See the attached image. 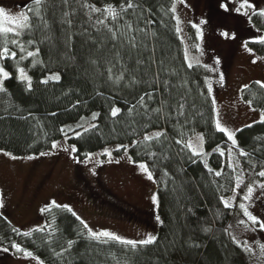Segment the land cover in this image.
<instances>
[{"label": "trees", "instance_id": "obj_1", "mask_svg": "<svg viewBox=\"0 0 264 264\" xmlns=\"http://www.w3.org/2000/svg\"><path fill=\"white\" fill-rule=\"evenodd\" d=\"M128 2L24 5L30 31L0 37V53L6 47L15 54L0 59L10 73L0 91V151L38 156L64 136L78 159L106 146H115V155L127 150L132 162L147 166L155 183L156 243H136V248L103 243L104 238H91L70 209L49 205L40 212L41 231L29 232L14 227L0 207V248L11 257L31 253L43 264H254L252 251L232 229L236 220L256 229L240 203L249 187L264 180L259 175L264 172V87L251 81L241 89V100L262 119L236 130L233 145L215 125L211 68L186 62L174 0H132L138 7L117 19L102 11ZM260 14H250V28L259 36L247 45L264 56ZM21 70L31 85L19 77ZM114 110L119 115L114 117ZM197 133L203 155L189 148ZM235 192V204L226 208L224 201ZM131 212L127 217L148 227L147 214Z\"/></svg>", "mask_w": 264, "mask_h": 264}, {"label": "rangeland", "instance_id": "obj_2", "mask_svg": "<svg viewBox=\"0 0 264 264\" xmlns=\"http://www.w3.org/2000/svg\"><path fill=\"white\" fill-rule=\"evenodd\" d=\"M32 1L35 0H0L4 13L0 16V28L26 15L24 5ZM173 9L186 62L211 68L209 92L216 128L219 121L227 136L234 135L240 127L261 120L262 114L241 100V89L251 81L264 85V56L247 45V41L253 40L249 38L259 36L256 29L250 28V14L264 13V0H174ZM3 73L10 75L0 65L2 82ZM200 137L197 133L189 140L191 148L198 152L203 150ZM53 145L38 156L12 157L0 151V207L14 227L22 232L40 228L41 210L53 205L70 209L87 225L90 236L107 232L134 243L154 237L155 183L139 167L143 163L132 162L127 150L115 155V146L103 147L78 159L67 137ZM105 153H110V157ZM260 185H264V180L248 188L253 190L252 196L245 199L247 190L242 204L252 217L264 222V188ZM236 194L225 201L234 205ZM120 203L130 207V211L119 207ZM133 209L147 214L148 227L127 217ZM255 227L236 220L232 232L251 249L254 264H264V231L259 230V224ZM0 251V264H43L32 255L11 257L7 250Z\"/></svg>", "mask_w": 264, "mask_h": 264}, {"label": "snow or ice", "instance_id": "obj_3", "mask_svg": "<svg viewBox=\"0 0 264 264\" xmlns=\"http://www.w3.org/2000/svg\"><path fill=\"white\" fill-rule=\"evenodd\" d=\"M48 2H49V0H35L36 8L38 9L39 6H41L43 4H46ZM180 2L183 3V0H180ZM229 2H235V0H229ZM65 3H67V0H65ZM136 7H138V5L134 4L132 2V0H129V2L127 4V7H125L124 5H121L120 9H115V8L109 7V8L103 9L102 11L108 13L109 16L112 17L113 19H117V18L121 17L122 13L128 12L129 9H133L134 10ZM240 7L243 8L244 5L241 4ZM92 11H97V10L93 7ZM173 11H175V9H173ZM225 11H227V7H225ZM3 15H4L3 11L0 10V16H3ZM260 15H264V13H261ZM41 19H43V18L41 17ZM100 24L103 25L104 21L101 20ZM128 27L131 28V25H128ZM25 30L30 31L29 18L26 15H21L20 17H17L12 24H10L8 26H5L3 28H0V37H3L4 39H6L8 37V35H12L13 37L20 36V35L24 34ZM109 31H111V29H109ZM224 35H225L226 38H228V34L227 33H225ZM260 42L264 43V41H260ZM13 43L16 44L22 51L24 50V45L21 44L18 40H14ZM130 43L132 44L133 47H135L134 42L130 41ZM36 55H38V53H29L30 57L36 56ZM0 59H15V54L14 53L10 54L9 50L5 47L3 52L0 53ZM20 75H21L22 79L27 80V76L24 74L23 70H21ZM3 76H4V79H10V77L7 75V73H3ZM56 79H58V78H56ZM0 83H2V81H0ZM27 83L29 85H31V81L30 80H27ZM44 83H47V81H44ZM261 87H264V85H261ZM0 91H3L2 87H0ZM141 107H143V104H141ZM112 115L114 117L119 115V110H114ZM92 119L96 120V119H98V117L97 116H93ZM260 123H264V120H261ZM94 127H95V125H94ZM217 130L227 134V130L220 126L219 121H217ZM85 131H89V129H85ZM81 135H83V133H81ZM162 135H163V133L159 134L158 136H153L152 139L158 140L159 136H162ZM145 139L147 140L148 138L146 137ZM198 139H200L202 141L203 138L200 137ZM228 139L232 141L233 145L236 144L235 139H234V135L228 134ZM177 143H180V141H177ZM53 147H55V145H53ZM191 147H192L191 144H189V148L190 149H191ZM117 151H120V149H117ZM192 154L193 155H203L202 152H198V151H195V150H193ZM105 155H108L110 157L111 154L110 153H105ZM240 155L244 156V155H246V153L241 152ZM117 163H118V161H117ZM139 167L141 168V170L144 173H146L148 175V179L151 180L152 176L149 173L147 166L146 165H139ZM209 171H211V170L209 169ZM216 175H220V173H217ZM259 175L260 176H264V172L259 173ZM239 186H240V182L238 181L237 182V187H239ZM259 187L260 188H264V185H260ZM252 192H253V190L249 189L247 195L245 196V199H250L251 196H252ZM155 202H157V201H154V203ZM224 206L226 208H228V207H231L232 205L228 201H224ZM240 207L244 210L245 216L248 217V219L251 221V223L254 224V225L259 224L260 225V229L259 230L260 231H264V222L259 221V220L255 219L254 217H252L248 213L247 208H245L243 204H241ZM243 223H244V221H241V224H243ZM84 227L87 228V225L85 224ZM35 231H41V230L37 229ZM24 235L30 236L31 233H25ZM91 238L95 239V240H101V238H104L101 241L103 243L118 242V243L123 244V245H129L132 248H136L137 247L136 243L131 242V241H126V240H120L118 237H116L114 235H111L110 233H107V232H102V233H99L98 235L97 234H92ZM155 243H156V238L149 237L147 240L142 242V245H151V244H155ZM69 247H71V245H69ZM16 251L17 252H21L23 250L21 248H19V247H16ZM249 251H251V249H249ZM262 251H264V248H262ZM24 255L26 257H31V253L25 252Z\"/></svg>", "mask_w": 264, "mask_h": 264}]
</instances>
